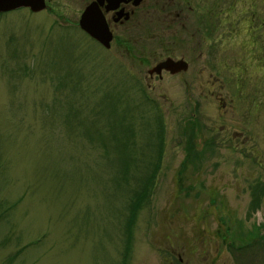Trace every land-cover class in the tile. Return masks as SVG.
<instances>
[{"label": "rangeland", "instance_id": "1", "mask_svg": "<svg viewBox=\"0 0 264 264\" xmlns=\"http://www.w3.org/2000/svg\"><path fill=\"white\" fill-rule=\"evenodd\" d=\"M208 1L226 18L228 0ZM229 1L238 5L240 54L232 49L228 59L233 73L218 69L219 93L231 90L244 108L238 117L257 125L251 102L264 106V76L254 84L264 74V0ZM147 2L128 33L116 30L110 42L106 29V46L77 24L87 9V21L101 25L90 5L81 12L83 0L0 13V264H179L177 256L264 264V135L249 139L259 150L213 149V118L200 107L210 103L205 88L193 98L195 119L183 123L191 108L183 81L210 82L209 47L224 26L194 46L198 59L180 48L188 67L150 89L142 75L157 56L147 43L157 24L155 14L142 15ZM130 46L145 51L132 54Z\"/></svg>", "mask_w": 264, "mask_h": 264}, {"label": "flooded vegetation", "instance_id": "2", "mask_svg": "<svg viewBox=\"0 0 264 264\" xmlns=\"http://www.w3.org/2000/svg\"><path fill=\"white\" fill-rule=\"evenodd\" d=\"M83 1L84 3L81 12L89 5L92 7V11L94 13L92 21L98 22L101 25H105L106 29L111 34L110 42L115 38L116 30H120L122 33L124 31L128 33L129 28L135 26L134 23L136 22L137 18V8L141 4H146V1H148L147 6L144 8L145 12H143L142 15L147 17L155 14L153 20L155 21L154 23L157 24L154 32L151 27V35H149L150 40L147 41V43L150 44L148 52L156 53L157 56L154 57L149 67L146 68V74L142 75V80L145 81V86L150 89H154L155 82L162 79L163 75L172 76L175 74H181L182 70L178 71L177 73H173L172 71L176 70L177 68H182L184 65H187V68L189 61L186 60V58L189 57L192 51L197 52V50L193 49L194 46L199 47L201 44L209 42L210 38L208 39V37H210V35H206V32H211V30L215 32L216 24L218 26L223 24L224 28L222 34H219L216 40L213 39V43L215 42V45L211 44L209 47V50L211 51H209L208 56L211 54V61L210 70L207 72V75L208 81L210 82H200L199 79H196L195 77L192 80L191 76L188 80L186 79L183 81V91L186 90L183 92V100L186 101L187 105L191 104V108H189L190 112L187 118L183 120V123L193 122L195 119L193 113L199 110V105L195 100H193V98L195 99L199 97L200 91L202 89L204 90L205 88L204 91H207V94H205L204 97L205 99L208 97L211 104L207 102L206 105L203 104L200 107L203 112H208L207 115H212L213 118L212 122L208 119L210 124L209 129L212 132L211 137L213 139L210 140L213 143V149H215L216 145L218 144L223 145L226 150L234 148V146L236 147L234 148L235 150H259V148L256 146H248V142L250 138L258 139V137L260 138L264 135V106H260L256 102L252 101V110L253 112H256L258 116V119L255 121L257 125L247 123L240 119L237 115V113H241L242 109L244 110V108L242 107V104L235 103L232 91L230 90L226 92V96H223L219 93V87H221L222 84L218 82V69H223L227 74L233 73L232 65L228 59L231 56L232 49L235 48L233 44H237L241 41V39L238 38L237 23H235L236 18H233L232 15V13L235 11L234 7L238 5H234V2L229 0L225 2L224 15L226 18L221 19L220 17L217 18V11H215L216 5H212L213 1L205 0V2H202L203 5L207 6V10L204 12V15L212 18V24L207 29L205 22H203L201 16L198 15L197 4L201 2V0H161L158 6L152 5L150 0ZM208 5L211 6L209 9ZM152 9H157L158 13H152ZM238 11L242 12L243 10L239 8ZM232 19L234 21H232ZM192 21L193 24L191 25ZM226 25L228 28H226ZM158 28L160 34H155ZM83 32L86 33L85 31ZM190 43L191 45H189ZM144 47L147 48L146 45ZM158 48H160V50H158ZM180 48H183L185 52H188L189 48H192L193 50L189 51V55H185V53L182 51L178 52ZM128 50H132V54H138L140 51H145L142 47L140 51H138L133 46H130ZM234 50L236 51L237 56H239V51L237 49ZM196 55V59H198L201 55V52L198 51ZM216 58L218 60L220 59V61H215ZM164 61H167L166 65H162V68L156 67L158 63ZM179 64L182 65L179 67ZM238 69L245 70V68L242 66H240ZM203 72L204 70H202V68L197 67L195 76L197 73L202 75ZM263 76L264 74H260L254 84L259 83ZM187 81H189V83H186ZM215 86H218L216 90L214 89ZM234 87L237 88L240 94H243L244 91L241 89V85L238 86L235 84ZM160 95L163 96L162 94ZM164 98L167 99L165 96ZM171 102L172 100L169 103L171 104ZM246 104L248 105V103ZM206 107H210V109ZM184 133L186 135V132ZM190 145L191 144L189 142L188 146ZM185 151L188 153L186 158L188 157L187 159H189V162L197 160V153H195L196 150L188 149ZM193 165L194 164L191 163V166ZM176 259L179 264H189L187 262H183L179 256H177Z\"/></svg>", "mask_w": 264, "mask_h": 264}, {"label": "water", "instance_id": "3", "mask_svg": "<svg viewBox=\"0 0 264 264\" xmlns=\"http://www.w3.org/2000/svg\"><path fill=\"white\" fill-rule=\"evenodd\" d=\"M44 6V0H0V12L16 9L19 7H27L30 11L39 10ZM92 9V7L90 8ZM88 10H84L79 17L78 25L81 29L88 33L89 36L94 38L96 41L102 45H107L109 40V34L104 27L105 25H97V23L90 24L87 19L90 15ZM103 26V31L101 32L100 28Z\"/></svg>", "mask_w": 264, "mask_h": 264}, {"label": "trees", "instance_id": "4", "mask_svg": "<svg viewBox=\"0 0 264 264\" xmlns=\"http://www.w3.org/2000/svg\"><path fill=\"white\" fill-rule=\"evenodd\" d=\"M138 196H139V195H138ZM138 196H137V197H138ZM138 199H140V197H139ZM127 242H129V241H126V244H127ZM126 244H125V246H126ZM125 246H124V253H125V251H126V250H125Z\"/></svg>", "mask_w": 264, "mask_h": 264}]
</instances>
